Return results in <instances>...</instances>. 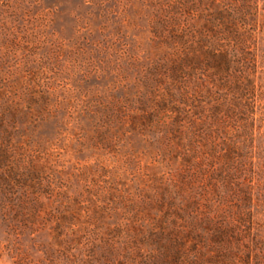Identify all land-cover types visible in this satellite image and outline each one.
Listing matches in <instances>:
<instances>
[{
	"label": "rangeland",
	"instance_id": "374dc122",
	"mask_svg": "<svg viewBox=\"0 0 264 264\" xmlns=\"http://www.w3.org/2000/svg\"><path fill=\"white\" fill-rule=\"evenodd\" d=\"M155 1L0 0L1 77L17 83L25 79L26 86L30 70L37 69L39 80L74 108L53 117L43 140L23 148V138L10 137L1 128L0 145L12 151L3 153L6 162H0V264H140L137 254L128 260L125 246L107 237L108 221L91 209L83 212L75 197L82 194L89 207L91 194L109 184L115 166L137 181L140 173L155 170L178 177L188 160L186 155L174 156L171 143L165 146L170 154L160 155L162 145L158 134L151 138L152 130L112 135L96 112L100 99L111 101L107 86H118L121 70L127 77L120 81H138L145 73L141 62L132 65V56L153 59L154 41H165L149 26L156 20L154 10H159ZM216 1L235 10L237 30L224 33L221 43L241 63L235 59L231 64L227 85L201 72L192 74L190 84L198 92L215 81L223 88L220 94L229 97L226 104L233 103L234 88L244 92V102L255 104L248 114L250 129L243 125L237 131L247 155L238 176L264 190V0ZM205 8L204 3L195 7L192 18L199 19ZM8 98L0 92V101ZM105 135L114 136L113 141H106ZM33 171L40 180L30 177ZM255 204L264 217V196ZM61 234L65 238H57Z\"/></svg>",
	"mask_w": 264,
	"mask_h": 264
},
{
	"label": "trees",
	"instance_id": "16d2710c",
	"mask_svg": "<svg viewBox=\"0 0 264 264\" xmlns=\"http://www.w3.org/2000/svg\"><path fill=\"white\" fill-rule=\"evenodd\" d=\"M155 2L159 10H154L156 20L149 26L165 41H154L153 59L132 56V65L141 62L145 73L138 81H120L127 77L121 70L118 86H107L111 101L100 99L96 112H101L99 121L108 123L112 135L152 130L151 138L158 134L162 145L160 155L170 154L165 146L171 143V153L188 160L178 177L155 170L140 173L137 181L115 166L109 184H101L100 193L91 194L89 207L82 194L75 198L83 212L91 209L108 221L107 237L125 246L128 260L137 254L140 264H264V217L255 204L263 199L264 190L238 176L247 155L237 131L243 125L250 129L248 114L255 104L244 102V92L236 88L233 103L226 104L229 97L220 94L223 88L215 81L202 90L207 95L200 94L201 88L192 91L190 84L192 74L201 72L227 85L225 74L231 64L235 59L241 63L221 43L226 33L237 30L235 10L216 0ZM203 3L206 8L200 10V18L193 19L195 7ZM37 72L30 70L27 78L32 81L26 86L25 79L17 83L0 75V92L9 97L0 101L4 104L0 135L5 127L8 136L23 138L22 148L43 140L53 117L74 109L58 90L41 82ZM113 120L118 123L115 127ZM112 135L104 139L111 142ZM11 151L10 146L3 150L0 145L1 163L6 162L3 153ZM34 172L30 177L40 180ZM105 253L109 259L114 256L111 250Z\"/></svg>",
	"mask_w": 264,
	"mask_h": 264
}]
</instances>
